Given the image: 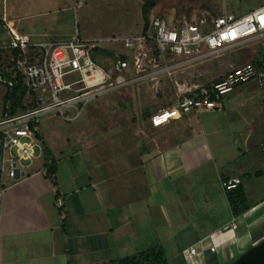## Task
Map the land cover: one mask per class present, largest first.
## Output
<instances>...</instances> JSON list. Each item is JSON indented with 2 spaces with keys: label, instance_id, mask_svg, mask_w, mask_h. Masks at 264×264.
Segmentation results:
<instances>
[{
  "label": "crops",
  "instance_id": "1",
  "mask_svg": "<svg viewBox=\"0 0 264 264\" xmlns=\"http://www.w3.org/2000/svg\"><path fill=\"white\" fill-rule=\"evenodd\" d=\"M96 1L0 0V50L7 26L38 43L123 36L83 34L79 10ZM141 23L132 34L144 30ZM115 54L125 51L106 46L96 57L109 67ZM213 59L162 75L155 87L131 83L64 108L54 114L59 122L53 113L44 117L37 129L57 187L45 175L48 162L36 139L34 156L19 164L15 179L8 174L15 151L3 153L0 145V264H108L157 247L168 264H229L263 239L264 41ZM248 63L256 77L216 99L218 108L151 125V115L177 105L187 87L206 90ZM133 76L132 69L122 75ZM196 76L205 79L179 82ZM4 83L0 77V120ZM231 177L241 184L226 192L222 182ZM234 202L244 208L239 215Z\"/></svg>",
  "mask_w": 264,
  "mask_h": 264
},
{
  "label": "built area",
  "instance_id": "2",
  "mask_svg": "<svg viewBox=\"0 0 264 264\" xmlns=\"http://www.w3.org/2000/svg\"><path fill=\"white\" fill-rule=\"evenodd\" d=\"M9 40L5 50H16L15 68L26 77L28 86L37 93L38 107L0 120V145L3 153L15 151L9 158V177L21 174L19 164L34 156L35 137L31 124L39 125L50 113L87 104L108 92L127 84L154 82L171 76L175 70L189 68L244 43L264 36V4L246 14L226 13L213 19L192 20L186 16L176 20L153 17L138 34L114 36L101 41H87L79 36L66 41L33 42L28 35L7 26ZM106 46H120L125 54H115L109 67H103L96 57ZM132 69L133 78L122 75ZM257 75L255 65L248 63L236 68L209 89L197 86L183 90L177 105L158 109L150 123L158 128L190 111H211L218 108L216 99L231 93L235 87L250 82ZM72 76L69 81L65 77ZM215 96V99H212ZM1 169H4L2 165ZM238 177L222 182L223 189L236 190ZM58 208L63 201L58 199ZM216 252L215 247H210ZM196 248L189 250L190 255Z\"/></svg>",
  "mask_w": 264,
  "mask_h": 264
},
{
  "label": "rangeland",
  "instance_id": "3",
  "mask_svg": "<svg viewBox=\"0 0 264 264\" xmlns=\"http://www.w3.org/2000/svg\"><path fill=\"white\" fill-rule=\"evenodd\" d=\"M263 4L264 0H100L91 2L79 10V24L83 34L89 38L108 35L125 36V34L139 32L140 22L145 29L153 17H162L172 21L182 16L192 20L201 17L213 19L226 13L240 16ZM263 39L264 36L253 41L261 43ZM8 59L7 50H0V62H6ZM212 63L208 66L209 70L213 69ZM191 73L194 74L193 71ZM70 78L72 76L65 77V81H69ZM204 79L205 77L196 76L193 79L189 78L187 81L179 82L180 84L202 83ZM0 91H2V86H0ZM1 96L0 93V101ZM54 114L53 117L56 119L52 122H59L58 114L55 116Z\"/></svg>",
  "mask_w": 264,
  "mask_h": 264
},
{
  "label": "trees",
  "instance_id": "4",
  "mask_svg": "<svg viewBox=\"0 0 264 264\" xmlns=\"http://www.w3.org/2000/svg\"><path fill=\"white\" fill-rule=\"evenodd\" d=\"M9 59L6 62H0V77L4 80L7 88L4 96L3 118L15 116L18 113L26 112L28 110L38 107L37 93L34 92L27 84L26 77L23 73L15 68V58L17 56L16 50H7ZM2 59V58H1ZM210 87H208L209 89ZM215 99V96H212ZM38 126L30 125L35 139L41 144L46 161L48 162L46 169V177L50 182L57 187L56 167L53 157L45 142L38 131ZM244 211V208L238 203L234 202V212L239 215ZM108 264H168L161 247L143 252L141 254L126 257Z\"/></svg>",
  "mask_w": 264,
  "mask_h": 264
},
{
  "label": "water",
  "instance_id": "5",
  "mask_svg": "<svg viewBox=\"0 0 264 264\" xmlns=\"http://www.w3.org/2000/svg\"><path fill=\"white\" fill-rule=\"evenodd\" d=\"M229 264H264V238L246 249Z\"/></svg>",
  "mask_w": 264,
  "mask_h": 264
}]
</instances>
